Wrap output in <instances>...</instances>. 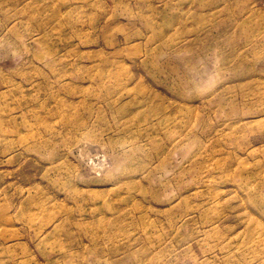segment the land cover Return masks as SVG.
<instances>
[{"label": "rangeland", "instance_id": "rangeland-1", "mask_svg": "<svg viewBox=\"0 0 264 264\" xmlns=\"http://www.w3.org/2000/svg\"><path fill=\"white\" fill-rule=\"evenodd\" d=\"M0 128V264H264V0H0Z\"/></svg>", "mask_w": 264, "mask_h": 264}, {"label": "bare ground", "instance_id": "bare-ground-1", "mask_svg": "<svg viewBox=\"0 0 264 264\" xmlns=\"http://www.w3.org/2000/svg\"><path fill=\"white\" fill-rule=\"evenodd\" d=\"M27 1V0H26ZM25 2V1H24ZM206 3H203V2H201L199 5H200V7H209L210 9H212V8H214L213 6H212V4L211 3H208L207 5H205ZM5 6V5H4ZM18 119V117H14L13 118V120L14 121H16ZM164 121H165V119H163L162 120V124L164 123ZM161 124V121H160V119H159V122L157 123V125H155V126H157V127H160V126H163ZM227 127L229 126V125H226ZM26 127H27V129L29 130V128H30V124H27L26 125ZM187 128H189L188 126H187ZM153 130H156V129H153ZM2 133H8L7 131H5L3 128L1 129L0 128V134H2ZM13 134H20V131H15V132H12ZM11 135V134H10ZM10 135L8 136V137H10ZM27 139H25L24 138V140H23V142H26V143H30V141H31V139H29L28 137H26ZM38 139H35L34 140V142L33 141H31L32 143H36L37 145H39L40 143L37 141ZM36 145V146H37ZM142 174L144 175L143 177H145L146 175L149 177L150 175H151V177H154V171H152V169L151 168H148L147 170H145L144 171V173L142 172ZM153 180V179H152ZM121 182V181H120ZM120 182L119 183H115L113 186L114 187H116V185L117 186H119L120 185ZM71 184H72V182H71ZM262 184V183H261ZM73 189H74V193L75 194H78V191H77V188H75V187H72ZM235 188V190L237 191V192H239L238 190H242V186L241 185H239V186H237V187H234ZM221 195H224L223 193H220ZM221 195H216V197H215V199H213L212 200V203L213 202H218V204L221 206L222 204H227L225 207H227V206H231V204L229 203V205H228V200H222L221 199ZM242 196V198H243V200L244 201H248L249 200V204H248V206L249 207H252V209L253 210H255V212L257 213V215L259 216V217H262L264 214V192H262V194L261 195H259L258 194V192H257V189L256 190H254V189H251L249 186H247V188H244L243 189V192H242V195H240V197ZM257 196H259V197H261V199H258L257 198ZM12 197V196H11ZM32 195L30 194V193H28V195L27 196H25V199H24V202H26V204H29V202L30 201H32ZM258 200V204H257V201ZM23 202V203H24ZM23 203L21 204V209H20V214H19V216H21V215H24L25 213H26V209L24 208V206L25 205H23ZM34 204V203H33ZM207 204H209V201H207ZM245 205V204H244ZM185 207H186V209H187V212L189 211V210H191L192 208H191V206H190V204H189V202H187L186 203V205H185ZM245 207H246V205H245ZM223 208V207H222ZM246 209H247V207H246ZM114 213V212H113ZM226 213H227V215H225V216H228V214H229V219L230 218H232V216L231 215H233L232 213H228V211H226ZM9 215L7 214H4L3 216H1V220H3V221H5V219L6 220H8L9 219V217H8ZM249 219L250 220H252L253 222H254V220H253V217H249ZM113 224H116V220H114L113 222H112ZM256 223H260V220H258V221H256ZM214 226V225H213ZM213 226H211L210 228H212ZM116 228V227H115ZM209 228V229H210ZM121 230L120 229H118V232H120ZM208 234H210V232H208ZM246 235H247V237H248V239H249V243H247V244H245L244 245V251H251V247H253V245L256 243L257 244V246L260 248L259 250H262V251H264V226L263 225H260V226H258L257 228H252L251 227V229H249V230H247V232H246ZM126 242L124 241V242H121L120 243V245H123V244H125ZM127 246H125V245H123L122 247H121V249L122 250H125V248H126Z\"/></svg>", "mask_w": 264, "mask_h": 264}]
</instances>
